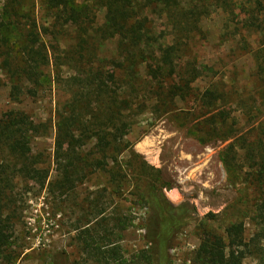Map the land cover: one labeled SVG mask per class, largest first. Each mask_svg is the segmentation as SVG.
<instances>
[{"label": "trees", "instance_id": "1", "mask_svg": "<svg viewBox=\"0 0 264 264\" xmlns=\"http://www.w3.org/2000/svg\"><path fill=\"white\" fill-rule=\"evenodd\" d=\"M45 4L55 12L53 21L41 28L35 22L28 27L17 64L9 69L8 96L17 102L25 83L38 87L46 67L73 66L75 75L66 83L69 99L55 116L53 183H47L48 171L30 162L31 140L44 126L18 110L0 116V264L11 261L7 246L15 210L14 179L67 194L97 173L109 180L110 196L118 203L109 212L102 195L86 199L89 219L79 241L87 260L127 264L117 239L133 221L122 204L131 195L146 211L145 248L131 256V264H171L168 252L195 211L188 204L174 206L167 200L164 191L171 187L161 170L143 160L126 140L144 105L152 115L171 110L170 89L181 99L193 98L191 123L182 118L179 124H189L187 133L201 145L224 144L219 159L230 182L244 183L252 195L251 201L244 197L242 220L220 221L225 214L208 213L196 221L199 244L191 264H243L248 257L264 264L263 0H46ZM99 12L103 23L97 26ZM215 13L225 17L227 27L233 25L231 34L240 37V45L252 57L257 85L249 93H238L224 78H216L211 66L187 56V48L201 34L202 21ZM68 31H73L74 43L59 55L60 39ZM43 36L52 44L47 45ZM250 37L257 38L254 50ZM110 40H118L121 53L110 59L99 57L100 46ZM232 112L244 118L243 127ZM125 152L128 159L120 161ZM102 192L107 194V188ZM244 218L254 226L249 237ZM217 223L223 224L222 231ZM67 260L61 251L53 255L52 264H68Z\"/></svg>", "mask_w": 264, "mask_h": 264}, {"label": "rangeland", "instance_id": "2", "mask_svg": "<svg viewBox=\"0 0 264 264\" xmlns=\"http://www.w3.org/2000/svg\"><path fill=\"white\" fill-rule=\"evenodd\" d=\"M45 1L0 0V116L18 110L26 113L36 125L44 126L39 129L40 135L31 140L30 162L35 161V166L48 171L47 183H53L57 175L53 163L55 116L69 99L66 83L75 75L73 66L46 67L38 87L25 83L23 95L17 102L11 101L8 96L9 69L12 70L14 63L17 64V55L28 27L35 22L41 28L51 25L53 21L55 12L46 8ZM95 23L102 25L103 13H97ZM232 28L233 25L227 27L222 14L207 17L201 23V34H197L187 48V56L211 66L217 73L216 78H224L229 87L246 94L257 85L253 75L254 63L251 55L245 53L240 45V37L231 34ZM72 36L73 31H68V35L60 39L59 55L74 43ZM42 40L47 45L52 44L49 37L43 36ZM248 41L251 49L258 47L256 37H250ZM120 47L118 40L106 41L97 55L107 59L118 57ZM27 90H35V94ZM167 98L172 100L173 106L170 111L160 115L150 114L148 104L143 106L140 114L134 118L126 140L133 144V150L143 160L161 170L163 180L171 187L164 191L167 200L174 206L185 203L194 209L186 227L177 235L168 252L171 264H191L199 244L194 228L196 221L208 213L225 214L219 216L220 221L236 217L242 220L246 208L244 197L251 201L252 195L251 189H247L244 183L230 182L219 159L224 144L201 145L187 133L189 124L186 127L179 124L186 119L191 123L193 115L189 110L194 107L193 98L181 99L171 89L167 92ZM231 116L238 117L240 126H244V118L239 112H232ZM85 148L90 150L92 144ZM128 157L129 154L125 152L119 159L126 161ZM108 181L102 173L93 174L77 183L72 192L62 194L55 187L40 190L32 181L14 179L15 210L7 246V252L11 254L9 264H52L53 255L61 251L65 252L68 264H94L83 254V244L79 241L80 233L89 219L84 204L87 198L102 195L101 202H105L109 212H112L118 200L110 196ZM105 187L107 194L102 192ZM126 197L122 201L123 209L127 210H124L125 215L133 218V221L117 241L124 261L131 264V256L145 248L142 227L146 211L135 203L131 195ZM256 209L253 207V210ZM243 220L249 237L254 226L249 219ZM215 227L222 231L223 224L217 223ZM261 246L264 248V241ZM243 264L257 262L253 257H248Z\"/></svg>", "mask_w": 264, "mask_h": 264}]
</instances>
